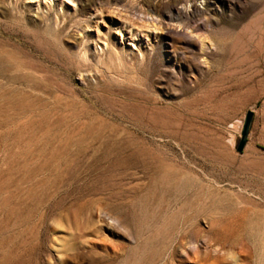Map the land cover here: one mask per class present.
I'll return each instance as SVG.
<instances>
[{
  "label": "rangeland",
  "instance_id": "1",
  "mask_svg": "<svg viewBox=\"0 0 264 264\" xmlns=\"http://www.w3.org/2000/svg\"><path fill=\"white\" fill-rule=\"evenodd\" d=\"M0 50V264H264V0H0Z\"/></svg>",
  "mask_w": 264,
  "mask_h": 264
},
{
  "label": "bare ground",
  "instance_id": "2",
  "mask_svg": "<svg viewBox=\"0 0 264 264\" xmlns=\"http://www.w3.org/2000/svg\"><path fill=\"white\" fill-rule=\"evenodd\" d=\"M151 21V20H150ZM152 24V23H151ZM2 45V44H1ZM1 51V50H0ZM4 51V50H3ZM1 54V53H0ZM2 54H4V53H2ZM1 54V55H2ZM7 63V62H6ZM10 66H11V64H10ZM10 66L9 65H6L5 64V61H4V59L3 58H1V56H0V116H1V114L2 113H6V112H18L19 110H23L22 108L23 107H25L26 105L24 104L25 103V101H24V97H21V96H16V95H13L12 93H13V91H16V89L18 88V87H30V88H35L34 86H33V83H34V80H33V78H31L32 80H33V83H32V81H31V79L28 77V76H25V75H19V74H17V73H12V72H10V69H8V68H10ZM15 67V66H14ZM16 69V68H15ZM18 69V68H17ZM16 69V70H17ZM20 69H21V67H20ZM20 71V70H19ZM14 72V71H13ZM17 72V71H16ZM33 77V76H32ZM35 85V84H34ZM36 86V85H35ZM32 88V89H33ZM24 89V88H23ZM35 89H37V88H35ZM25 91H26V89H24ZM33 91V90H32ZM18 92H19V90H18ZM20 92H22V91H20ZM28 92V91H27ZM26 92V94H28ZM23 93V92H22ZM15 94H16V92H15ZM20 94V93H19ZM18 94V95H19ZM31 94V93H30ZM30 94H29V96H30ZM22 95V94H21ZM28 97V96H27ZM27 97H25V98H27ZM30 97H32V94H31V96ZM35 98H36V96H34ZM30 99V98H29ZM28 98H27V100H29ZM32 99V98H31ZM36 100H38V99H36ZM36 100H34L33 99V101H32V103L30 104L31 106H36ZM39 102L41 103V101L39 100ZM38 102V103H39ZM27 103V102H26ZM29 104L27 105V106H29ZM39 105V104H38ZM37 105V106H38ZM27 108V107H26ZM29 109H30V107H29ZM34 109H35V107H34ZM24 110H26V109H24ZM32 110V109H31ZM28 111V110H27ZM25 113V112H24ZM9 114V113H8ZM26 114V113H25ZM25 114H20V116L21 115H25ZM3 115V114H2ZM6 115V114H5ZM4 115V116H5ZM14 115V114H13ZM13 115H12V117H13ZM7 116V115H6ZM16 117L15 118H17V115H15ZM3 117V116H2ZM10 117V116H9ZM4 118V117H3ZM11 118V117H10ZM14 118V117H13ZM13 118H11V119H13ZM14 118V119H15ZM0 119H1V117H0ZM5 119V118H4ZM18 119V118H17ZM6 120V119H5ZM9 120V119H8Z\"/></svg>",
  "mask_w": 264,
  "mask_h": 264
},
{
  "label": "water",
  "instance_id": "3",
  "mask_svg": "<svg viewBox=\"0 0 264 264\" xmlns=\"http://www.w3.org/2000/svg\"><path fill=\"white\" fill-rule=\"evenodd\" d=\"M252 118V113L250 111L246 112L243 118V122H242V126H241V130H240V134H239V139L236 143V147H235V151L237 153H240L243 146H244V142L246 139V135L249 129V125H250V121Z\"/></svg>",
  "mask_w": 264,
  "mask_h": 264
}]
</instances>
